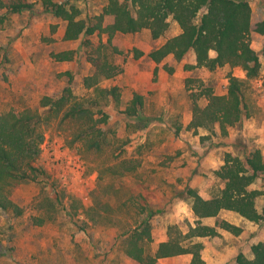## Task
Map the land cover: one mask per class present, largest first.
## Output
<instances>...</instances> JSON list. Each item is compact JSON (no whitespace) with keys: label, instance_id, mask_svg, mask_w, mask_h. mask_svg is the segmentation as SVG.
I'll use <instances>...</instances> for the list:
<instances>
[{"label":"rangeland","instance_id":"obj_1","mask_svg":"<svg viewBox=\"0 0 264 264\" xmlns=\"http://www.w3.org/2000/svg\"><path fill=\"white\" fill-rule=\"evenodd\" d=\"M32 1L34 10L0 22L3 54L0 58V111L34 107L42 95L57 93L67 86L76 98L91 93L84 79L93 74L95 68L85 57L82 39L65 40L66 22L45 12L43 0ZM56 1L77 4L82 11L79 18L86 19L100 15L107 4V0ZM249 1L253 21L257 22L264 17V0ZM113 20L112 15L105 16L106 23ZM170 22V28L160 39H154L148 28L115 35L123 50L122 54L114 56L121 69L116 77L122 88L119 107L124 108L134 93L140 92L145 97L144 113L156 119L148 129L135 131L127 127L128 119L120 117L117 105L110 108L113 119L119 120L118 135L131 137L128 152H135L138 145L147 140L152 144L151 149H143L139 173L127 178V189H119V181L98 185V172L82 156L81 145H70L68 136L56 123L46 127L42 152L35 161L39 175L35 180L18 184L12 193L14 201L24 210L23 215L8 212L0 215V264H137L123 257L119 246L118 235L125 222V211L118 210L120 198L135 195L142 203L151 202L163 210L152 218L154 241L151 246L156 250L158 242L167 236L169 224L177 223L183 231H188L189 223H195L187 206L190 200L186 187L190 182L202 195L208 196L222 183L214 170L224 164L228 152L244 157L259 148L264 153L261 79L254 81L251 116L229 128L227 136H213L203 146L201 135L207 132L189 127L194 102L202 107L208 103L206 90L224 94L230 74L245 78L246 73L240 66L187 69L186 64L194 60L192 51L182 60L171 63L173 73L163 68L169 56L157 65L149 53L181 32L172 17ZM92 38L98 40L99 36ZM107 38L106 34L102 36L104 42ZM252 46L262 51L264 36L254 32ZM66 50L75 51L73 59L54 57L55 53ZM137 50L144 54L136 58ZM110 83L111 80L104 81V84ZM177 124H181L180 130ZM94 195L101 200L109 198L117 217L111 221L98 217L93 220L86 208L94 203ZM263 207L264 198L260 197L258 209ZM38 217H43L45 222L36 224ZM247 227V246L240 251L246 256L252 252V244L264 241L263 223L251 222Z\"/></svg>","mask_w":264,"mask_h":264},{"label":"trees","instance_id":"obj_2","mask_svg":"<svg viewBox=\"0 0 264 264\" xmlns=\"http://www.w3.org/2000/svg\"><path fill=\"white\" fill-rule=\"evenodd\" d=\"M42 6L45 12L66 22L65 40L82 39L85 57L95 68L94 73L84 79L91 93L76 98L67 86L57 93L42 95L34 107L0 111V215L3 212L23 215L24 210L14 201L12 193L18 184L35 180L39 175L35 161L42 152L45 128L53 123L68 136L70 145H81L82 156L98 172V185L119 181V189H127V178L139 173L143 149H151L152 144L147 140L138 145L135 152H128L131 137L118 135L119 120L113 119L110 108L117 105L120 117L128 119L127 127L135 131L148 129L155 118L144 113L145 97L140 92H135L124 108L119 107L122 88L116 77L121 69L114 56L122 54L123 50L115 39L118 32L136 33L148 28L154 39H160L170 28L172 17L181 32L149 53L157 65L172 55L163 68L173 73L171 63L182 60L192 51L194 60L186 64L187 69L240 66L245 71V78L229 75L224 94L206 90L208 103L204 107L194 102L189 127L207 132L201 135L203 146L213 136H227L229 128L251 116L254 81L261 79L264 87V48L258 51L252 46L254 32L264 36V17L253 21L249 0H107L103 12L91 19L79 18L82 11L71 1L43 0ZM34 9L32 0H0V22ZM106 15H112L113 22L106 23ZM104 34L108 35L106 42L102 40ZM94 35L99 39H93ZM1 50L2 47L0 58ZM74 53V50H66L55 53L54 57L71 60ZM143 54L137 50L135 56ZM158 70L157 66L156 78ZM106 80L111 83L104 84ZM180 129L181 124H177V130ZM214 173L222 183L210 195H202L197 187H186L196 215L195 223H189L188 231H183L177 223L169 224L167 239L160 242L156 250L151 246L154 241L152 218L163 210L151 202L142 203L135 195L120 198L118 210L125 211V222L118 235L123 257L137 264H161L160 259L164 257L192 254L190 264H206L202 238L220 240L222 236L217 228L234 234H239L242 228L220 217L216 226H210L204 224L202 218L219 216L222 209H229L264 225V207L258 209V199L264 197L263 151L256 148L244 157L228 152L224 164ZM86 212L93 220L98 217L111 221L117 217L110 199L101 200L95 195L94 203ZM44 222L43 217L36 220V224ZM251 249L253 258L239 252L236 263L264 264V241L252 244Z\"/></svg>","mask_w":264,"mask_h":264},{"label":"crops","instance_id":"obj_3","mask_svg":"<svg viewBox=\"0 0 264 264\" xmlns=\"http://www.w3.org/2000/svg\"><path fill=\"white\" fill-rule=\"evenodd\" d=\"M171 58L172 55H170L168 59ZM151 63L153 65L155 64L154 62ZM190 185L194 186L193 184H191V182ZM187 206L190 207V213H193V217L194 219H196V215L191 205L188 204ZM218 217L241 227L242 231L239 234H233L228 230L217 228L222 237L220 240H216L213 238L204 240L205 247L202 251L203 259L205 260L206 264H237V254L247 246L245 244L248 238V223H251L253 221H250L244 218L240 213L229 209H222L219 213V216L204 217L202 218V221L206 225L216 226ZM166 239L167 236L165 235L164 238H162L158 243ZM247 256L249 258H253L254 255L251 252ZM192 257V254L175 255L164 257L160 259V262L161 264H190Z\"/></svg>","mask_w":264,"mask_h":264}]
</instances>
